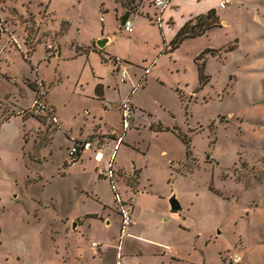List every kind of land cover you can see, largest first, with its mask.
Returning a JSON list of instances; mask_svg holds the SVG:
<instances>
[{
    "label": "rangeland",
    "instance_id": "374dc122",
    "mask_svg": "<svg viewBox=\"0 0 264 264\" xmlns=\"http://www.w3.org/2000/svg\"><path fill=\"white\" fill-rule=\"evenodd\" d=\"M218 1L172 0L158 24L152 0H0V264H86L82 252L94 264H264V0ZM209 9L220 26L170 51L181 22ZM36 90L60 126L29 117ZM124 101L130 125L103 160L134 212L118 255L110 180L87 159L69 163V149L97 123L121 134ZM92 194L109 204V230L91 220L54 242Z\"/></svg>",
    "mask_w": 264,
    "mask_h": 264
},
{
    "label": "built area",
    "instance_id": "2783aa9c",
    "mask_svg": "<svg viewBox=\"0 0 264 264\" xmlns=\"http://www.w3.org/2000/svg\"><path fill=\"white\" fill-rule=\"evenodd\" d=\"M172 0H152L153 5L155 6L157 13H156V18L158 24L162 21V12L164 9H166L170 2ZM229 0H221L219 2V7L224 8L228 4ZM123 30L126 32H131L133 29L132 22L128 18L122 25ZM57 51V47L53 46L52 44H48L46 51H45V57L50 58L55 55ZM118 59L116 58L115 61ZM118 70V68H117ZM148 68H145L144 74L148 72ZM126 78V73L124 71L121 72V81H125ZM106 106H110V104H106ZM120 110H121V123H122V133L119 134L118 136L112 137L113 140L115 141L114 149L119 146V144L122 142L123 135L125 130L129 127L130 125V118H131V111H132V106L129 104L128 101H124L120 105ZM30 111L34 113H40L43 115H47L49 119H51V122H57L56 115L54 114V111H52L49 107H47V104H44L43 101L41 100H34V103L32 105V108ZM54 122V123H55ZM105 137V136H104ZM102 135H96L93 136L91 139H80V140H74V145L69 149V156H70V161H74L75 159L78 158V155L81 154L82 151H86L91 149L92 147H95L96 152L98 151H103L105 150L108 139L107 137L104 138ZM99 175L102 177L109 178L112 190L114 192V196L116 199V202L119 204L118 210L121 215V227H120V240H119V245H118V255H120L121 251V244L123 237L127 231V227L131 225L132 223V211L131 207L125 202L121 200V197L119 193L116 191V185L113 180L114 178V170L112 169V164L109 162L106 166H103L99 170ZM96 243L93 242V245ZM241 260V256L239 255H234L233 256V261L234 262H239Z\"/></svg>",
    "mask_w": 264,
    "mask_h": 264
},
{
    "label": "crops",
    "instance_id": "0c3cea01",
    "mask_svg": "<svg viewBox=\"0 0 264 264\" xmlns=\"http://www.w3.org/2000/svg\"><path fill=\"white\" fill-rule=\"evenodd\" d=\"M175 1L177 2L178 0H175ZM165 10L166 9H164L163 12H162V15H161L162 17H163V13H164ZM130 15L131 14L128 15V18H130ZM188 18L191 19L192 17H188ZM187 19H185L184 21L181 22L180 27L184 23H186V20ZM133 30H134V28L132 29L131 32H133ZM207 31H209V29L206 30V33H207ZM131 32H128V33H131ZM172 38H173V35L171 36V39ZM191 38H193V37H191ZM185 39H187V38H185ZM97 48L99 49V51L103 52L105 47H103V48L97 47ZM90 51L91 50H88L89 53H90ZM95 56L97 58V55L96 54H95ZM90 63H91V61H90ZM113 71H115V69H113ZM95 91H96V89H95ZM97 93H101V96L100 95L99 96L98 95H95L97 97V99H99L101 101H102L103 97L106 96V92H105L104 87H101V89H99V92H97ZM47 101H48V99H47ZM46 104H47V107H52V109H54L53 111H54V114L56 115V118H57V122H55V124L58 125V126H60L59 119H58V115L56 113L55 107L52 104H50L49 102L46 103ZM106 104H110L111 105V103H109V102L108 103H105V105L103 104L107 108H108V106H106ZM119 105H120V103H119ZM119 105H118V109H119ZM16 112H19V110L16 111ZM119 114H120V109H119ZM29 117H33V116H29ZM102 119H103L102 116L99 117L97 119V122L102 121ZM36 120H38V119L36 118ZM39 122L41 123V121H39ZM44 126H45V124H44ZM101 129H102V126L100 125V123L99 124L97 123L96 125H94V129H92V132H90L89 134H86L84 136L79 135V137H76V136H72V137L73 138L75 137L76 140H80V139H91L93 136L102 135L103 137L104 136L107 137L108 141L110 142L111 140H113L112 137L118 136V135H116L114 133L112 134V136H110L109 134L106 136L105 134L99 133ZM124 134H125V132H124ZM123 141H124V136H123L122 142ZM109 142L107 143V146H106L105 150H103V151L96 152L95 147H92L89 150L82 151L81 154H80V158H79L80 161L81 162H84L87 159V160H89V162H92L93 163L92 167L94 168V171L98 173V175H99V170L103 166H106L109 163V160H108V162L106 164L103 163V160H104V158L106 156V153H107V150H108L107 148L109 147ZM114 150L115 149H114V146H113V150H112V152H110V155H112L114 153ZM169 195H171V194L169 193L167 196H169ZM89 197L91 198V200L94 201V202H90V203H92V204L95 205L94 208H91V209L90 208H87L86 210L80 212L75 220H70L68 223L66 221H64V219L61 217L60 221L62 222V224H61V226L56 227V228L53 229V232H52L53 238H54V235L56 237H59V238H60L61 235L62 236H67V237L68 236H71V238H73V239L74 238H77L79 236V234H80V232L78 233L79 227L80 226H83L84 223L89 222L91 220H93L95 222H98V223L100 222L101 225L105 228V230H107V231L109 230V227L111 225V220H112V214L108 211L109 210L108 209L109 208V204H107L105 201L99 200L100 197L97 194H96V197H95V195L93 196V194H92V196H89ZM169 209H170V206H169ZM107 212H108V214H107ZM170 212L175 213V212H178V211H175L174 212V211H172L170 209ZM132 217L134 218V212L133 211H132ZM66 220H68V219L66 218ZM132 220H134V219H132ZM73 223H76V225L73 226L72 225ZM90 224L91 223H88L87 228H90ZM132 224H133V222H132ZM84 231H85V233H87L86 230H84ZM103 232H105V231L103 230ZM100 236L101 237L98 239L99 241H105L107 239V235L104 236L103 233ZM54 240H55L54 242H56V238H54ZM93 242H95V241L90 242V245L91 246L100 247V245H102V244H100V245H97V244L96 245H93ZM67 244L65 246L66 247H69V245H67ZM165 253L172 254V252H166V251H165ZM79 256H80V259L85 260L86 264H94L95 263L94 258L92 260L93 262L89 259V253L88 252H85V253L82 252Z\"/></svg>",
    "mask_w": 264,
    "mask_h": 264
},
{
    "label": "trees",
    "instance_id": "16d2710c",
    "mask_svg": "<svg viewBox=\"0 0 264 264\" xmlns=\"http://www.w3.org/2000/svg\"><path fill=\"white\" fill-rule=\"evenodd\" d=\"M216 26H220L219 21L217 20V16L215 14V11L213 9H209L206 13L204 14H200L198 16H196L194 19H190L189 21H187L186 23H184L176 32V34L174 35V37L171 39L170 41V51L174 50L176 47H178L179 43H181L185 38H189V37H196V36H200L202 34H204L206 32V30L216 27ZM34 48H32L31 46L27 47V53H32ZM214 49L210 50H204L202 51L197 57L196 60L199 58H202L204 56L205 53L207 52H213ZM49 59V58H48ZM116 60V58H115ZM114 60V61H115ZM34 90L35 87L33 86ZM36 95L34 96V100H41V96L39 95L40 92H38V90L35 91ZM96 92H99V87L96 88ZM101 96V93H98V96ZM186 106V110H187ZM52 111V107H49ZM120 109V106H119ZM31 116L36 117L38 120H40L41 122H43L47 127H51V125L48 123V116L47 115H43L40 113H34L32 111L29 112ZM120 116H121V110H120ZM159 128H163L162 126H160L159 124ZM168 128V127H167ZM181 133L178 134V136L180 137ZM184 140H186V144H188V139L183 138ZM80 155H78V158L75 159L79 160ZM73 161H70L69 163H72ZM133 219V217H132ZM132 224V223H131ZM96 245V244H95Z\"/></svg>",
    "mask_w": 264,
    "mask_h": 264
},
{
    "label": "water",
    "instance_id": "95a60500",
    "mask_svg": "<svg viewBox=\"0 0 264 264\" xmlns=\"http://www.w3.org/2000/svg\"><path fill=\"white\" fill-rule=\"evenodd\" d=\"M128 18V15H122L121 18H120V24L123 25L124 22L126 21V19ZM107 42V39L106 38H102V39H99L96 43V45L100 48H103L105 43ZM169 201V206H170V209L172 211H179L181 209V204L180 202L178 201V199L174 196V195H171L168 199ZM73 226L76 225V223H73L72 224Z\"/></svg>",
    "mask_w": 264,
    "mask_h": 264
}]
</instances>
